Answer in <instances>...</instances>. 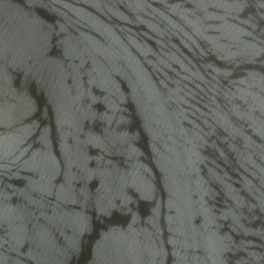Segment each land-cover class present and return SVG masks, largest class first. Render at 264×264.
Returning <instances> with one entry per match:
<instances>
[{"label":"water","instance_id":"obj_1","mask_svg":"<svg viewBox=\"0 0 264 264\" xmlns=\"http://www.w3.org/2000/svg\"><path fill=\"white\" fill-rule=\"evenodd\" d=\"M0 264H264V0H0Z\"/></svg>","mask_w":264,"mask_h":264}]
</instances>
